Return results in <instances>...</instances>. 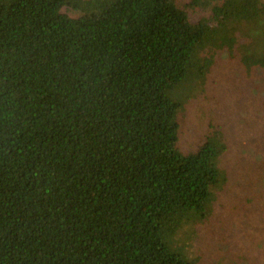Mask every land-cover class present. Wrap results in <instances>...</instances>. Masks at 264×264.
<instances>
[{
    "label": "trees",
    "instance_id": "obj_1",
    "mask_svg": "<svg viewBox=\"0 0 264 264\" xmlns=\"http://www.w3.org/2000/svg\"><path fill=\"white\" fill-rule=\"evenodd\" d=\"M223 52L264 68V0H0V264H199L228 143L181 130Z\"/></svg>",
    "mask_w": 264,
    "mask_h": 264
},
{
    "label": "rangeland",
    "instance_id": "obj_2",
    "mask_svg": "<svg viewBox=\"0 0 264 264\" xmlns=\"http://www.w3.org/2000/svg\"><path fill=\"white\" fill-rule=\"evenodd\" d=\"M192 100L180 147L195 151L211 126L224 131L227 182L209 218L194 227L199 264H264V68L247 72L223 52Z\"/></svg>",
    "mask_w": 264,
    "mask_h": 264
}]
</instances>
